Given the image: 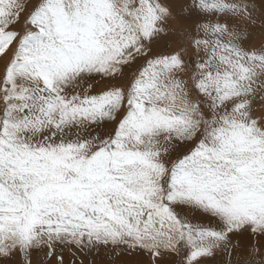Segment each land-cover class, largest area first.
Segmentation results:
<instances>
[{
  "label": "snow or ice",
  "instance_id": "snow-or-ice-1",
  "mask_svg": "<svg viewBox=\"0 0 264 264\" xmlns=\"http://www.w3.org/2000/svg\"><path fill=\"white\" fill-rule=\"evenodd\" d=\"M0 264H264V0H0Z\"/></svg>",
  "mask_w": 264,
  "mask_h": 264
}]
</instances>
